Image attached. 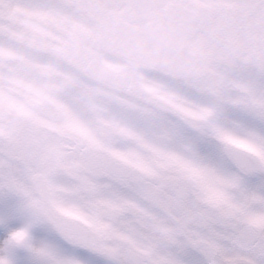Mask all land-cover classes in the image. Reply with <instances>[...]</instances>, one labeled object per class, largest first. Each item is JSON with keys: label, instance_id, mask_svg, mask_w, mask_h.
Instances as JSON below:
<instances>
[{"label": "rangeland", "instance_id": "374dc122", "mask_svg": "<svg viewBox=\"0 0 264 264\" xmlns=\"http://www.w3.org/2000/svg\"><path fill=\"white\" fill-rule=\"evenodd\" d=\"M250 0H155L153 7L146 10L147 14L152 16L153 13L165 3L181 2L193 9L200 11L202 14L201 25L206 26V15L208 13H223L231 16L233 12L243 8ZM9 6L5 12L2 5ZM22 4V6H21ZM75 9H77L75 11ZM84 17L83 20L89 19L92 22L103 20L106 16L116 12H127L133 14V9L128 5L127 0H0V30L15 32L11 36L12 41L20 47L27 45L26 21L33 15L38 13H54L59 14L72 20V15ZM7 32H4V34ZM210 44V43H209ZM209 49L200 50L199 54L188 70L187 74L182 78H173L166 74L149 70L141 66L137 67V71L143 72L145 78L153 80L161 84L169 92L174 94L176 99L175 106L168 113L169 121L175 117L180 124L185 121L189 124V129L194 137L200 138L203 142L213 143L211 151L221 155L220 147L217 145L215 138L207 136L204 132L193 127L187 119V116L177 107L198 106L201 113H211L222 107H233L242 111L247 120L254 115L261 123V128L250 127L249 135L244 138L242 147L248 149L257 155L264 166V156H261L259 148L264 145V60L252 59L242 54H234L217 50L208 46ZM213 50V51H212ZM5 54H8L5 56ZM20 52H10L7 48L0 47V60H12L18 56ZM82 83L89 87H97L95 81H89L87 77H81ZM105 87V86H99ZM190 89L196 92L197 98L207 96L202 105L197 103L195 98H190L188 93L182 91ZM194 89V90H193ZM129 92H116L115 96H106L105 99L109 104H120L128 100ZM221 97L219 101L214 102V97ZM188 97V98H187ZM213 101V102H212ZM223 118L231 119V116L224 111H220ZM26 123L33 126V123L48 125L45 119L38 113H27ZM221 117V116H220ZM24 121V120H23ZM17 120L10 119L6 114H0V133L4 136L8 135L11 129L16 127ZM25 123V122H24ZM20 125H24L23 123ZM37 129H32V133H38ZM43 133V130H40ZM231 143V142H230ZM6 142L0 138V191L8 190L10 192H26L23 177L25 175L24 163L14 161V157H10L4 151ZM204 155L202 163L207 161L208 148L203 149ZM112 153L118 159L123 160L135 169L140 167V174L152 180L151 185L163 183L165 188L160 195V201H154L156 194L154 189L147 194L150 184H146L145 192L140 189V195L136 184L132 181L126 186L115 187L112 185L108 197L100 195L82 194L77 189L75 201L79 202L88 211L74 213L85 219V222L92 230H96L100 236L101 248L99 252L92 253L82 248L74 247L66 243L55 232L52 226L48 225L47 220L37 218L41 214L40 206L32 208H23L22 212H26V221L23 228L16 235H12V245L14 250H22L26 253H32L38 250L33 246V237L35 229L39 224L46 225V233L49 238L48 246L52 252L48 250L43 254L48 256L55 264H127L122 256V250L126 245H131L137 249H142L149 254L148 264H170L172 261L187 260L188 264H207L201 249L193 248V235L195 231L204 243L211 244L219 251H224V257L227 259L244 258L249 260L250 257L241 253L235 248L231 242L232 228L235 225H244L246 223L253 224L259 230V234H264V218L255 212L254 219H247L248 210L263 205V198L259 194V190L264 188V172L255 177H246L242 175L233 164H229L232 171L236 173L237 183L242 189V196L236 198L230 196V189H225L222 198L219 195L211 194L203 187H198L195 176L201 173L200 165H195L196 155L191 166L171 164L170 166L154 154L151 148L136 139H127L123 142L113 145ZM140 153L144 157H140ZM76 157L72 158V163ZM166 159V158H165ZM73 172L72 169H69ZM64 175L74 181L71 184L75 189L76 185H80L76 175L73 179L69 172L65 171ZM80 179V178H79ZM252 183V189L249 185ZM89 185H92L88 182ZM228 183L227 185H229ZM183 185L187 188L186 198L178 202L174 197L176 189ZM225 186V185H223ZM147 188V189H146ZM117 189V190H116ZM223 189V190H224ZM149 190V189H148ZM72 191V189L70 190ZM74 191V189H73ZM71 198L70 193L64 192ZM191 193H195V202L189 199ZM250 193V197H245ZM9 198L0 194V202ZM103 199V200H101ZM107 200V201H104ZM156 204H164L171 209H178L181 213L177 220L175 212L169 214V218L157 215L153 211ZM243 205V207H241ZM108 206L116 207L112 212ZM102 210V211H101ZM210 210L215 215H210ZM202 211L205 214L204 221L198 225L188 226L185 219L192 216L195 212ZM18 209L16 210V213ZM21 212V213H22ZM222 217L218 219L217 217ZM251 218V217H250ZM28 236L23 242V236ZM47 243V241H45ZM53 252H61L54 257ZM221 253V252H220Z\"/></svg>", "mask_w": 264, "mask_h": 264}, {"label": "clouds", "instance_id": "9594fccd", "mask_svg": "<svg viewBox=\"0 0 264 264\" xmlns=\"http://www.w3.org/2000/svg\"><path fill=\"white\" fill-rule=\"evenodd\" d=\"M5 12L7 4L2 5ZM167 22L161 17L116 12L103 20H69L54 13H38L26 21L27 45L12 60H0V114L13 120H26L27 113H38L48 124L50 142L79 146V155L110 157L114 164L124 161L112 153L113 145L127 139L147 142L157 138L176 104L174 94L161 84L145 78L137 71L142 57L153 62L172 57L154 53L166 32ZM8 54H5L7 56ZM81 77L99 86L89 87ZM123 90L131 95L120 104H109L105 97ZM188 122L215 138L221 155L216 159L221 168L229 170L232 157L239 156L256 164V155L237 143H230V133L210 122L207 113L192 111ZM264 119V118H262ZM264 156V145L259 148ZM234 165V164H233ZM255 170L264 172V167ZM44 170L33 165L23 180L26 192L0 191L9 198L6 210L40 206L53 219L66 218L68 213L88 211L70 199L58 184H70L56 172L52 161L50 177L42 178ZM151 184L152 180L145 181ZM195 193L189 199L195 202ZM153 211L169 218L178 209L156 204ZM210 215L215 212L210 210ZM8 244L0 242V264H14L8 258Z\"/></svg>", "mask_w": 264, "mask_h": 264}, {"label": "flooded vegetation", "instance_id": "af4514ba", "mask_svg": "<svg viewBox=\"0 0 264 264\" xmlns=\"http://www.w3.org/2000/svg\"><path fill=\"white\" fill-rule=\"evenodd\" d=\"M195 11L198 15V21L188 39V43L195 53V59L200 50L207 51L210 48L208 46L211 44L212 47L222 52L226 49L230 53L264 60V32L256 33L253 29L247 28V23L251 19L253 28L255 27L264 31V0H250L243 8L233 12L231 16H227L230 14L224 15L223 13H208L206 15L205 27L201 25L202 14L198 10ZM20 124L22 123L19 121L9 135H0V138L6 142L3 148L4 151L10 157H14V161L24 163V173H30L32 166L36 165L44 170L41 174L42 178L50 177L52 173L47 170L50 168L52 161H55L57 173L65 177L64 172L67 171L73 179H76L75 175L79 177L80 179H77L80 185H76V189L71 185L75 183L69 176L67 179L71 181L70 184L57 182L58 190L70 193V199H77L75 197L77 189H79L77 192H81L82 194L108 197L109 191L112 192V185L115 187L126 186L130 181L136 184L139 195L140 189L143 192L146 191L145 181L147 178L144 174H140V167L135 169L126 162L122 163L121 165L126 164L131 167V180H114L106 171V166L110 160L113 162L110 157L90 154L85 158L79 155L80 150L78 145L61 144L59 141L56 143L50 142L49 128L47 126L37 123L30 126L26 122L23 123L24 125ZM33 128L39 132L33 134ZM40 130H43V133ZM74 157L76 159L72 163L71 161ZM87 159H89V162ZM69 169H72L73 172H70ZM88 182L92 185H89ZM71 189L72 191H70ZM148 189L147 194H150V191L154 189V185L150 184ZM154 201L158 203L160 199L155 197ZM108 207L109 210L105 211L108 213L117 209L113 206ZM40 212L41 214L37 218L48 220L44 213V208L40 207ZM66 215L74 217L88 225L85 219H82L77 214L72 215L68 213ZM92 231L96 234L101 244L97 231Z\"/></svg>", "mask_w": 264, "mask_h": 264}, {"label": "bare ground", "instance_id": "6f19581e", "mask_svg": "<svg viewBox=\"0 0 264 264\" xmlns=\"http://www.w3.org/2000/svg\"><path fill=\"white\" fill-rule=\"evenodd\" d=\"M76 10L77 9H75V11ZM78 13L79 12H76V15H72L71 19H84V17L82 15H78ZM86 20L90 21L89 19ZM3 30L4 29L0 30V47L7 48L10 52H20V47L16 45L15 42L12 41L13 38H11V36H14L15 32L13 33ZM4 32L7 33L4 34ZM182 91L188 93L190 98H195L197 103L200 105H202V103L207 99L206 95L204 97L200 96L197 98L196 92L190 89H183ZM216 99L219 101L221 97L219 96L218 99L216 96L213 98V101L215 102ZM198 108L200 107H177V109H179L185 115L195 111L196 109L198 110ZM221 110L227 113V115L229 114L233 120L223 118L224 115L221 114ZM198 112H201V109ZM208 115L212 124L230 133L228 141L231 143L244 144V138L246 139L249 135V128L251 126L259 128L262 127L261 123L254 115L251 116V119L247 120L248 117L245 116L242 111H239L233 107L225 106L222 107V109L220 108L216 111L208 113ZM171 120L173 121H169V123L167 121L165 122L164 127L159 131L156 139L142 143L148 145L155 155L159 154L161 159L163 157L164 162L169 166L176 163L190 167V164L194 159V152L197 153L199 151V153L196 155L195 163L197 164L195 165H200L202 170L201 173L196 175L194 178L196 185L198 187H203L211 194L219 195L221 198L223 196L222 194L225 192V189H230V199H232L233 196L236 198L241 197L243 191L239 186V182L237 183L238 179L236 173L232 171L229 165V170H225L221 168L218 163H216V159H219L220 155H217V153L211 151L213 143L209 144L208 142H203L200 138L194 137L187 122L182 121L183 124H180V121H178L175 117H173ZM205 148H208L209 154L207 153V161L202 163V159L204 158L203 149ZM144 156V154L140 153L141 158ZM228 183L230 184L227 185ZM252 187L253 186L251 183L249 185V189H252ZM259 192H264V188L260 189ZM248 195L250 197V193H248L245 197H248ZM9 205V199L4 201V203L0 202V242L6 243L7 241L6 244H8L9 247H12L9 249L8 253L9 260L14 261V264H55L52 262V259L48 257L50 254H43L45 251L48 252V250L50 251L49 253L52 252V250L49 248L50 246L44 247L45 245L48 246V240L50 238L46 236V225H44V223L39 224L35 229L33 246L35 248L37 247V251L34 250L32 253H26L22 250H14L11 236L16 235L23 228L27 213L22 212L23 210L25 211L23 208L18 209L17 213L16 210H6L5 208ZM247 212L249 215L247 216V219L253 220L255 212H257L259 215H262L264 218V198L262 206L254 207L249 209ZM6 223L9 225L7 230L5 228ZM48 225L51 226V223H48ZM45 241H47V243H45ZM53 253V256L56 258L59 254H62L61 252H58L59 254L57 252ZM88 262L91 264L90 260ZM181 262L182 264H188L186 259Z\"/></svg>", "mask_w": 264, "mask_h": 264}, {"label": "water", "instance_id": "95a60500", "mask_svg": "<svg viewBox=\"0 0 264 264\" xmlns=\"http://www.w3.org/2000/svg\"><path fill=\"white\" fill-rule=\"evenodd\" d=\"M127 3L134 9V15L143 18L144 16H148L145 13V10L146 8L154 5V0H127ZM156 17L163 18V20L167 22V27L165 29L166 35L163 41L159 47H154L153 51L157 54L166 53L172 57V59L153 62L142 57L140 65L147 69L163 72L171 76L182 77L194 60V54L187 43V39L193 31L194 25L197 21V15L193 10L184 7L180 3L169 2L154 13L153 18ZM248 28L253 29L256 32H264L257 28H251L250 22H248ZM232 161L246 175H256L261 172L259 170H255L258 167H262L258 158L255 165H253V163L248 159L239 156H233ZM107 170L114 177L118 176L116 171L122 172V175L120 176L129 177L130 175V171L126 168L112 162L108 163ZM161 191L162 187L159 186L156 189V192L159 193ZM186 193V189L180 188L176 192V198L179 201H182L185 198ZM46 214L48 215L47 210ZM202 217L203 215L198 212L193 217L187 218L186 224L190 225L194 221L200 222ZM49 218L53 221L54 227L60 235L69 243L89 250L97 251V240L84 225L73 219H53L50 216ZM242 228L250 233L257 234V231L251 225H245ZM194 236L196 237V234ZM201 246L202 242L200 240H196L194 242L195 248H200ZM202 249L208 263L211 258L213 260L220 261L221 264H247V261L244 260L226 261L219 256L211 246L205 245ZM123 258L128 264H144L146 261V256L144 254L138 252L130 246L126 247L123 251Z\"/></svg>", "mask_w": 264, "mask_h": 264}, {"label": "snow or ice", "instance_id": "6c2138e0", "mask_svg": "<svg viewBox=\"0 0 264 264\" xmlns=\"http://www.w3.org/2000/svg\"><path fill=\"white\" fill-rule=\"evenodd\" d=\"M259 193L261 198H264V192ZM241 199H243V196ZM217 218L222 219L219 216ZM8 226L6 223V230ZM231 242L242 254L250 257L247 264H264V234H253L243 229L240 225H235L232 228ZM5 264H8V262L5 261ZM153 264H156V262H153ZM170 264H178V262L172 261ZM209 264H221V262L210 258Z\"/></svg>", "mask_w": 264, "mask_h": 264}]
</instances>
